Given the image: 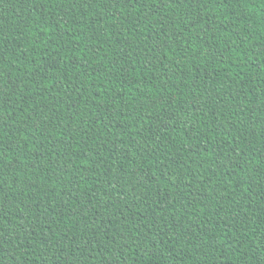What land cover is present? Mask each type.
Wrapping results in <instances>:
<instances>
[{
	"label": "trees",
	"instance_id": "trees-1",
	"mask_svg": "<svg viewBox=\"0 0 264 264\" xmlns=\"http://www.w3.org/2000/svg\"><path fill=\"white\" fill-rule=\"evenodd\" d=\"M0 264H264V0H0Z\"/></svg>",
	"mask_w": 264,
	"mask_h": 264
}]
</instances>
